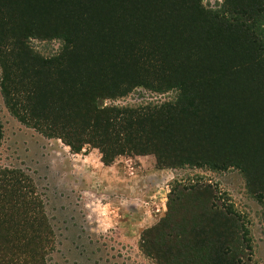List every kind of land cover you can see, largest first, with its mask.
<instances>
[{"label": "trees", "instance_id": "trees-1", "mask_svg": "<svg viewBox=\"0 0 264 264\" xmlns=\"http://www.w3.org/2000/svg\"><path fill=\"white\" fill-rule=\"evenodd\" d=\"M180 1L176 17L142 0H112L111 13L97 9L93 0H0L4 102L19 121L60 139L71 152L84 145L97 148L104 165L124 152L153 153L160 166L232 165L250 177L257 172L253 188L264 189V0H223L214 11L198 7V0ZM186 3L193 10L185 12ZM167 18L183 32L171 44ZM27 38L61 44L43 57ZM206 67L227 71L223 76L230 80L218 82L223 89L217 91L238 110L184 121L183 115L205 110L207 88H216L208 78H217L203 76ZM140 68L144 72L136 74ZM136 85L179 88L182 104L97 105ZM20 181L13 175L0 179V264H44L51 233L40 198L27 195ZM221 241L215 237V246ZM237 248L227 245L221 253L215 248V257L247 264Z\"/></svg>", "mask_w": 264, "mask_h": 264}, {"label": "rangeland", "instance_id": "rangeland-1", "mask_svg": "<svg viewBox=\"0 0 264 264\" xmlns=\"http://www.w3.org/2000/svg\"><path fill=\"white\" fill-rule=\"evenodd\" d=\"M142 1L176 17L181 13L180 0ZM93 2L108 13L121 5V1L112 5V0ZM222 2L196 1L198 7L211 11L221 9ZM183 9L193 10L188 3ZM163 21L172 30L168 43L181 38L177 26L168 18ZM26 42L43 57L53 55L61 44L57 39L27 38ZM201 71L206 78H217H208L216 81V88H207L203 112L183 115V120L235 114L237 107L225 104L217 91L223 89L218 82H229L230 77L223 76L227 71L210 67ZM179 98V88L136 85L124 95L98 99L97 105L165 109L174 101L181 105ZM240 110L249 115L241 105ZM10 175L23 178L21 189L42 202L51 233L43 249L44 264H225L214 250L221 253L227 245H237L247 264H264V189L253 188L257 172L252 178L232 165L160 166L153 153L124 152L104 165L97 148L84 145L71 152L60 139L45 137L19 121L0 91V179ZM215 237L222 239L218 247Z\"/></svg>", "mask_w": 264, "mask_h": 264}]
</instances>
